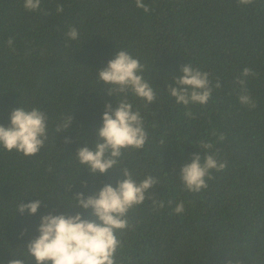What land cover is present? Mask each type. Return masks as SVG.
I'll return each mask as SVG.
<instances>
[{
    "label": "trees",
    "instance_id": "1",
    "mask_svg": "<svg viewBox=\"0 0 264 264\" xmlns=\"http://www.w3.org/2000/svg\"><path fill=\"white\" fill-rule=\"evenodd\" d=\"M143 2L148 13L135 0H41L34 12L24 0H0V126H9L11 112L22 106L45 112L49 131L33 157L0 147V264L38 236L41 216L84 215L68 207L71 199L106 183L115 187L124 168L159 183L117 232L116 264H264V0ZM70 27L78 30L76 40L66 37ZM119 50L145 65L157 99L146 104L128 95L148 140L125 153L121 168L93 177L75 155L92 147L105 105L116 106L96 78ZM185 63L221 83L206 106L178 105L168 95ZM245 67L257 73L246 78L251 110L240 104L235 83ZM69 114L68 130L55 132ZM201 141L213 144L226 168L212 171L206 190L189 193L179 176L191 155H205ZM36 199L43 203L35 216L16 213L19 202ZM181 201L184 212L175 214Z\"/></svg>",
    "mask_w": 264,
    "mask_h": 264
},
{
    "label": "clouds",
    "instance_id": "2",
    "mask_svg": "<svg viewBox=\"0 0 264 264\" xmlns=\"http://www.w3.org/2000/svg\"><path fill=\"white\" fill-rule=\"evenodd\" d=\"M237 2L250 5L254 0ZM135 4L145 13L149 12L143 0H135ZM40 5L41 0H24L23 4L31 12L39 10ZM56 11L62 12L63 7L58 5ZM78 36L75 27H70L66 33L70 40H76ZM7 43L11 47L13 40L10 38ZM144 72L145 65L127 50L117 51L106 67L98 70L97 83L106 89L109 97H115L117 103L115 107L111 103L105 105L102 126L95 130L92 147L79 148L75 155L78 164L93 177L121 168L125 153L141 150L148 140L140 112L134 111L127 99L129 94L146 104L157 99V90L145 79ZM180 73V76L173 78L176 87L167 85L168 95L178 105L206 106L213 91L221 88L219 80L213 85L210 74L194 68L191 63L183 64ZM256 75L251 68L245 67L235 80L241 89L238 100L250 110L256 105L248 93L246 78ZM185 115L191 116L192 113L188 111ZM9 119V126H0V147L9 152L14 150L25 157L36 156L49 139L47 114L38 108L28 110L20 106L11 112ZM73 122L72 114L62 116L55 132H66ZM69 142L65 139V143ZM199 147L205 150V155H191L190 162L182 165L179 176L184 190L189 193L206 190L212 171L221 172L226 168V163L218 160L213 153L211 142L201 141ZM158 183L159 179L154 175L149 174L138 180L131 170L124 168L115 187L106 183L98 192L87 197L82 192L77 193L68 207L82 210L88 218H84L81 211L75 215L49 213L41 216L38 236L26 246H21L22 251L11 254L9 264H25L26 261L30 264L33 260L35 264H116L115 254L120 245L117 232L128 227L127 214L130 209L141 205L146 193ZM42 203L40 199L29 203L19 202L16 213L35 216ZM159 206L163 207V202H159ZM172 210L175 214H182L183 201L176 203Z\"/></svg>",
    "mask_w": 264,
    "mask_h": 264
}]
</instances>
